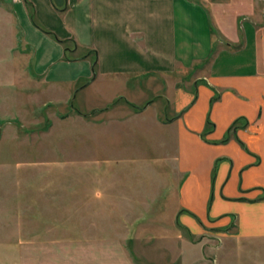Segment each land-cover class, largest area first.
Here are the masks:
<instances>
[{
	"label": "rangeland",
	"instance_id": "1",
	"mask_svg": "<svg viewBox=\"0 0 264 264\" xmlns=\"http://www.w3.org/2000/svg\"><path fill=\"white\" fill-rule=\"evenodd\" d=\"M32 58L17 16L0 4V264H208L202 254L263 264L262 244L258 258L227 239L219 253L202 251L174 227L181 203L205 215L206 204L188 184L183 198L181 171L186 155L204 151L180 124L159 126L177 116L172 78L67 88L45 84ZM200 227L191 240L220 243L224 227Z\"/></svg>",
	"mask_w": 264,
	"mask_h": 264
},
{
	"label": "crops",
	"instance_id": "2",
	"mask_svg": "<svg viewBox=\"0 0 264 264\" xmlns=\"http://www.w3.org/2000/svg\"><path fill=\"white\" fill-rule=\"evenodd\" d=\"M0 4L17 16L23 43L34 60L32 69L39 70L36 75L45 84L72 88L81 82L89 86L101 77L119 84L172 78L168 97L177 116L160 124L156 115V122L167 128L180 124L191 143L204 151L200 158L192 152L186 155L189 166L181 171L183 198L192 186L206 204L205 215L180 202L172 212L174 227L188 246L202 251L209 247L219 253L227 239L231 249L246 245L257 252L254 258L260 257L256 244L264 250V0H0ZM30 14L52 35L37 28ZM62 41L76 44L70 55L96 52L94 78L91 55L65 61ZM188 77L187 87L177 86ZM200 183L202 190L197 189ZM204 223L224 227L219 244L191 240L200 235ZM202 255L199 262L220 264L218 254ZM178 262L182 256H177Z\"/></svg>",
	"mask_w": 264,
	"mask_h": 264
},
{
	"label": "trees",
	"instance_id": "3",
	"mask_svg": "<svg viewBox=\"0 0 264 264\" xmlns=\"http://www.w3.org/2000/svg\"><path fill=\"white\" fill-rule=\"evenodd\" d=\"M30 19L32 21V23L39 29H41L39 26H37V24L35 23L34 21V18H33V15L30 14ZM42 30V29H41ZM43 31V30H42ZM45 32V31H43ZM46 34L48 35H52L51 33L49 32H45ZM61 44L64 45V60L65 61H77V60H80V59H85L87 57H89L90 55H92L94 58L93 60H91V66H92V74H93V78L96 76V67H97V62H98V59H97V54L95 51H88L86 52V54L82 55V56H76V57H71L70 55V50L66 47V44L67 43H71L73 45V48L74 49H77V46L76 44L73 42V41H70V42H66V41H62L60 42ZM92 78V79H93ZM92 81V80H91Z\"/></svg>",
	"mask_w": 264,
	"mask_h": 264
}]
</instances>
